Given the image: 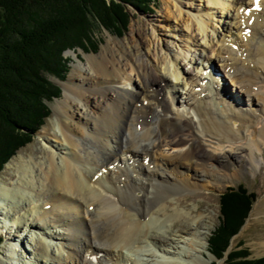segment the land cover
I'll return each mask as SVG.
<instances>
[{"label":"bare ground","instance_id":"6f19581e","mask_svg":"<svg viewBox=\"0 0 264 264\" xmlns=\"http://www.w3.org/2000/svg\"><path fill=\"white\" fill-rule=\"evenodd\" d=\"M225 1L207 0L222 8ZM247 1L236 8V21L240 19L237 26L228 28L231 35L234 29L239 30L244 46L237 39L224 40V48L216 50L213 47L216 37L208 33L211 20L183 12L180 7L179 17L175 18L184 25L183 32L191 33L188 31L183 36L186 38L181 39L183 50L189 49L194 36H201L206 41L207 54L210 48L217 55L228 56L224 71L238 88L233 89L247 93L254 106H258L256 100H262L264 106V33L261 32L264 0L259 4L256 0ZM239 2L231 0L235 6ZM225 42L233 46L224 45ZM251 42L257 45L253 50L252 44L249 46ZM157 49L151 53L147 42L139 39L129 48L83 70L84 73L81 71L82 83L73 87L72 94H67L64 107L59 110L65 120L59 123L60 131L52 134L56 140H50L56 151L50 147V155L45 149L49 166L28 167L18 187L0 196L8 201L7 208L0 205V212L12 221L7 230L8 239L21 244L15 250L12 246L5 248L6 258L14 260L16 253H20L25 259L21 260L22 264H31L29 261L33 264H196V254L191 251L204 254L208 244L202 240L208 238L210 229L203 215L191 220L183 213L164 220L156 215L169 214L170 194L213 186L219 177L227 178L232 167H236L237 174L251 171L254 151L264 145V119L240 110L241 96L228 91L220 76L215 88L213 76L207 74L209 78L205 75L195 79L189 73L182 74L177 54L164 56L160 55L161 47L159 53ZM198 57L195 61L202 65L209 59L202 54ZM128 70L141 80L140 97L120 87L124 82L134 81ZM170 76L178 79L188 76L193 86L191 96L192 92L197 93L195 85L199 88L193 99L186 98L197 121L173 115L168 105V109L162 107ZM141 97L144 102L140 101ZM221 99H230L229 108L224 109L226 112L217 107L213 111L212 101ZM74 103L78 104L73 107ZM71 108L79 111L68 118ZM232 121L237 127H232ZM93 142L102 152L101 161H97L98 155L88 147ZM163 146L176 153L155 156ZM92 162L94 167L90 172L79 166ZM97 168L102 170L92 172ZM97 175L100 177L96 178ZM103 178L110 186L103 184ZM186 198L175 199L189 208ZM91 207L93 212L89 210ZM207 210L201 203L191 210V215ZM173 228H178L175 237H172ZM26 239L31 242L33 255H37L29 257V261L25 255ZM52 239L60 242L55 244ZM184 244L189 249L182 247ZM154 257L162 260L152 261ZM2 264L20 263L4 260Z\"/></svg>","mask_w":264,"mask_h":264},{"label":"rangeland","instance_id":"374dc122","mask_svg":"<svg viewBox=\"0 0 264 264\" xmlns=\"http://www.w3.org/2000/svg\"><path fill=\"white\" fill-rule=\"evenodd\" d=\"M107 4H111L113 1L116 3L121 4L122 7H124L125 14L127 15L128 22H118V17L109 18L111 19V23L109 22L108 16L106 18L108 21H105V17H91L90 18V26H89V32L86 33L84 31L87 30H81V29H87L86 26L82 27L80 30L81 32L76 33V35L72 38L63 39L62 34H59L60 37L53 46H51L50 52L53 50L55 52V49H57L60 45L63 43H69L74 44L70 48L66 49L63 53V57L66 59L67 65L70 67L68 75L64 79H59L54 75L48 74V80L52 82L53 84L57 85L61 89V94L57 98H53L49 101H45L46 105L50 108V116L46 118V123L42 127L41 130L36 132L33 135V138L30 142H27L24 147H22L18 153L4 166V169L1 171L0 174V196L3 194L11 193L13 192L15 187H18V183L21 178H23L24 171L27 170L28 167L35 165L40 166L43 168H47L49 166V158H47L48 155H45V149H48L50 155L52 154L50 152L51 148L53 151H56L55 148L51 147L50 140L54 139L56 140L52 134L55 133V131H60L59 123L63 122L65 120L64 115L60 113V109L64 107V101L67 99V94H72L71 91L73 90V87H76L77 85H80L82 83V74L84 73L83 70H87L91 68L92 66H95L94 64H97L100 60H103L107 56H113L116 52H119L121 49H127L130 47V44L133 43V41H137L139 39H142V41L147 42L148 46L151 49V53H155V47L156 49L161 47L160 55H166L168 53L178 56L180 59L182 65H181V72L184 74V72L191 74L192 77L196 79V77L210 75L214 77V85L216 86L217 80L215 79L216 75H219L220 78H222L223 84L227 86L228 91L230 90L233 92L236 96H241L242 98V105L240 106V110H247L248 112H251L254 115L260 116L264 119V106L263 101L256 100V103H258V106H254L250 101V96H248L247 93L244 91H237V86H234L229 79L228 73L224 71V64L226 63V59L228 56H225L224 54L217 55L216 50H219L220 48H224L222 46V41L237 39L240 46H244V38L242 37V34H239V30L234 29V34L231 35L229 27L233 25H236V8L240 7L241 4H243L247 0H240V2L235 6L231 4V0H226L225 7L222 8L221 6L215 7L212 4H209L207 0H151L149 2L148 6H138L132 4V3H123L119 0H105ZM248 0L247 2H249ZM252 1H250L251 3ZM181 3L184 5H181ZM186 4V6H185ZM188 5V6H187ZM183 10V12L194 14L196 17H199L200 15H204L206 18L211 20L212 28L216 31H212V28H209L208 33L210 35H214L216 37V42L213 45V47H216V50L212 52V49L208 48V54L204 51L206 47V41L199 36L198 38L194 36V40L190 41V47L188 50H183L181 47V39H184L186 37H183L185 33H187L189 30L182 31L184 25L182 26L179 24L176 16L179 17V11L178 8ZM172 14V15H171ZM207 14L208 16H206ZM234 15V16H233ZM212 16V17H209ZM264 15H261V18ZM264 20V17L262 18ZM261 20V22H262ZM109 22V23H108ZM252 21H250L251 23ZM108 23V24H106ZM114 25H113V24ZM111 24V25H110ZM109 26L111 28H109ZM237 26V25H236ZM226 27V28H225ZM232 27V28H233ZM262 33H264L263 30H261ZM189 34L190 31L188 32ZM243 38V39H242ZM69 39V40H68ZM152 39V40H150ZM196 39V42H195ZM69 41V42H68ZM219 41V42H218ZM216 43L218 47L216 46ZM252 44L251 49H255L256 42H251L249 46ZM224 45L233 46L227 42L224 43ZM238 45V44H237ZM238 45V46H239ZM248 46V48H250ZM257 46V45H256ZM157 49V52L159 53V50ZM214 53V54H213ZM49 55L51 53H48ZM199 54L207 57L209 56V59L207 62H204L202 64L196 63V59L199 58ZM213 54V55H211ZM49 55H35L37 58H40L42 60L45 59L46 56L49 57ZM239 58V56L235 55ZM187 57V58H186ZM205 61V60H204ZM217 62V63H216ZM204 68H206L204 70ZM83 73H82V72ZM160 72L163 74L164 71L161 69ZM129 76L134 80L133 82H124L120 85V87L132 92L137 97H140L141 95V88H140V79L136 76V73L128 70ZM207 77L209 78V76ZM181 78V77H180ZM167 80V79H166ZM188 76L183 79V76L181 79H178L176 76H170L166 83L163 84V86L166 85V91H164L163 98V106L168 109L166 105L170 107L168 109L169 111L172 110L173 115L178 114L177 116H182L184 118L188 119H194V121H197V116L194 112V110L190 109L188 105L186 104V98L192 97V99L195 97L197 93H199V88H197V85H195V91L197 93L192 92V84H189L190 81H188ZM207 79H205V84ZM96 82V80H95ZM99 83V80L97 81ZM96 82V83H97ZM204 86V85H203ZM218 86V85H217ZM204 88H208L207 85L204 86ZM237 90H235V89ZM226 89V88H225ZM172 90V92H171ZM227 90V89H226ZM257 91V90H255ZM218 96V94H217ZM229 96V95H228ZM72 97V95H71ZM92 97H95L94 94H92ZM97 97V96H96ZM211 97V96H208ZM232 97H234L232 95ZM189 98V99H190ZM94 102L96 99H92ZM212 100V97H211ZM140 101H143V97H141ZM225 101V102H224ZM71 102V101H70ZM166 103V104H165ZM230 103L229 101L221 99L216 100L214 103V100L212 101V110L216 111L217 108L220 111L226 112L224 109L229 108L228 105ZM78 103H74L73 107L76 106ZM205 104H203L204 107ZM263 106V107H262ZM161 107V109H162ZM217 107V108H216ZM262 107V109H261ZM156 108V107H155ZM239 107L234 108V110H238ZM160 109V112L162 113V110ZM71 111V112H70ZM68 113V118L71 117L72 113L74 111H79L76 108H71ZM171 113V112H170ZM263 114V115H261ZM78 115L76 116V118ZM17 122V121H15ZM18 125H20V122H17ZM232 127H237L235 121H232L231 123ZM9 127V126H8ZM14 132L22 135V132L18 128V126L13 125ZM13 133V131H11ZM16 134V135H17ZM15 135V136H16ZM83 142V141H82ZM81 142V143H82ZM56 143V142H55ZM61 143V142H60ZM51 147V148H50ZM88 147H91V152L95 153V155H98L97 161H101L103 157H101L102 152L101 150L96 146V143H91ZM259 150L254 151V168L251 171H246L244 174H237L236 167H232L230 170L227 171V178H218L217 181L213 186H208L205 188H199L192 191H182L178 193L170 194L169 200L172 201V204L170 206V209L168 211L169 214H163V216L156 215L159 219L164 220L167 217L174 216L177 213H183L186 215L190 220L199 217L200 215H203V217L206 218L209 235L207 239H203L202 242H207L208 247L204 250V254L195 253V251H191V254H196L197 263L196 264H223V262L226 260L224 258L223 260H217L215 256H213L209 252V238H211V235L214 233L216 227L220 224V218H221V211H220V200L221 196L226 193V190L228 188H234L238 189L240 187L246 189L249 193H254V201L251 205V210L248 214V217L246 218L243 226L241 227L240 231L233 237L232 244L230 248L228 249V252L226 255H228L233 249H247L250 253L247 259H259L264 257V145L261 144ZM50 149V150H49ZM59 153V150L57 151ZM43 153V154H42ZM174 153L173 150L170 149L168 146H163L155 156H172ZM10 163L9 167L7 165ZM89 163L86 164H80L79 166L83 169V171L90 172L93 166ZM24 169V170H23ZM102 170V169H101ZM99 168L92 170V172H100ZM99 177V176H96ZM141 180V179H138ZM146 180V179H145ZM103 184L106 186H110V183L106 179H102ZM187 197L186 199L189 204V208H186L183 205H180L178 201L176 200L179 197ZM176 198V199H175ZM251 200V199H250ZM10 201V200H9ZM164 202V201H163ZM205 205L208 210L203 213H199V215H191V210H196L199 204ZM7 204V205H6ZM0 205L3 207L8 206V201H4V199H0ZM87 207V206H85ZM90 212H93V207L89 208ZM7 218L4 217V215L0 212V237H1V244H0V264L5 261H16L20 264H22L25 259L23 258V255L20 253H16V259H8L4 256V249L8 248V246H12V248L15 250V248L21 247V244L18 243L17 240H9V235L7 233L8 227L11 225L12 221L10 219L6 220ZM234 221V220H233ZM178 228H173L174 235L172 237H175V234L178 233ZM37 230V229H36ZM56 230L59 232L61 231L60 227H56ZM9 231V230H8ZM38 231V230H37ZM207 231V230H205ZM6 232V233H5ZM24 233V230H22ZM19 235H23L21 232H17ZM15 233V234H17ZM53 243H59V240L52 239L50 240ZM24 246L28 251L25 255H27V260L29 261V257L33 258V252L30 250L32 248L31 242L27 239L24 241ZM185 249H189V245H182ZM12 249V250H13ZM57 250V249H56ZM17 252V251H16ZM159 255H161L160 252H158ZM58 255V253H57ZM162 256V255H161ZM165 256V255H163ZM204 256V257H203ZM17 259H20L17 261ZM23 259V260H22ZM161 258H152L153 260H156L159 262ZM22 260V261H21ZM191 261V260H190ZM29 263L33 264L29 261ZM193 264V262H192Z\"/></svg>","mask_w":264,"mask_h":264},{"label":"trees","instance_id":"16d2710c","mask_svg":"<svg viewBox=\"0 0 264 264\" xmlns=\"http://www.w3.org/2000/svg\"><path fill=\"white\" fill-rule=\"evenodd\" d=\"M119 1L145 7L151 0ZM106 16L128 22L124 7L116 1L109 5L105 0H0V174L46 123L51 110L45 101L62 92L48 80V74L59 79L68 75L70 67L63 53L74 44L66 42L50 52L59 41L58 35L70 39L81 30L88 33L91 17L108 21ZM84 26L87 29H81ZM41 53L51 54L42 60L35 56ZM13 125L22 135L14 132ZM254 197L242 187L228 188L221 196L220 224L208 243L209 252L217 260L226 258L223 264H264V257L247 259V249L236 248L226 255L248 217Z\"/></svg>","mask_w":264,"mask_h":264}]
</instances>
